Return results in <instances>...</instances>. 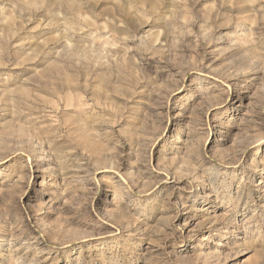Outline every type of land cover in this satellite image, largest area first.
Masks as SVG:
<instances>
[{"label":"rangeland","instance_id":"1","mask_svg":"<svg viewBox=\"0 0 264 264\" xmlns=\"http://www.w3.org/2000/svg\"><path fill=\"white\" fill-rule=\"evenodd\" d=\"M0 264H264V0H0Z\"/></svg>","mask_w":264,"mask_h":264}]
</instances>
